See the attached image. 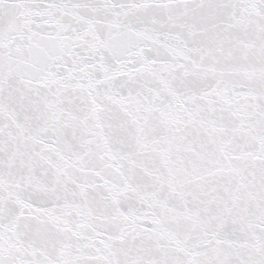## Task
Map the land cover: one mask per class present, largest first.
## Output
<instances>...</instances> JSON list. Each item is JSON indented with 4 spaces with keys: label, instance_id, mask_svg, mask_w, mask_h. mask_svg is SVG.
<instances>
[{
    "label": "snow or ice",
    "instance_id": "6c2138e0",
    "mask_svg": "<svg viewBox=\"0 0 264 264\" xmlns=\"http://www.w3.org/2000/svg\"><path fill=\"white\" fill-rule=\"evenodd\" d=\"M0 264H264V0H0Z\"/></svg>",
    "mask_w": 264,
    "mask_h": 264
}]
</instances>
